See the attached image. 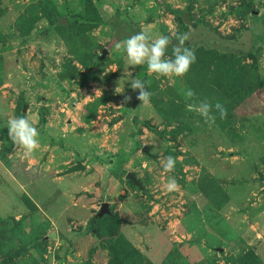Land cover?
Here are the masks:
<instances>
[{"label":"rangeland","instance_id":"rangeland-1","mask_svg":"<svg viewBox=\"0 0 264 264\" xmlns=\"http://www.w3.org/2000/svg\"><path fill=\"white\" fill-rule=\"evenodd\" d=\"M142 30L189 33L196 63L129 64L114 45ZM203 100L227 117L187 110ZM0 264H264V0H0Z\"/></svg>","mask_w":264,"mask_h":264},{"label":"clouds","instance_id":"clouds-1","mask_svg":"<svg viewBox=\"0 0 264 264\" xmlns=\"http://www.w3.org/2000/svg\"><path fill=\"white\" fill-rule=\"evenodd\" d=\"M173 37L176 43H173ZM189 39V33H173L172 36L160 35L153 39L148 32L142 30L123 41L116 42L114 46L117 50H123L126 53L129 64L136 66L146 64L149 74H155L157 77H183L191 70L192 65L197 60L195 50L186 46V41ZM170 46L172 55L168 56ZM122 79L116 82V93L120 92ZM129 84L133 91H138L136 99L142 102V106L151 102L152 93L147 89L144 81L132 78ZM100 92L101 90H97L96 95ZM184 96L186 100H192L195 97V92L188 89L184 92ZM131 99V96H125L122 104L130 102ZM187 110L196 112L210 125L215 123L214 112L218 113L221 119L227 117V109L219 101L215 104L207 100L189 103ZM8 134L14 144L24 149L25 156L34 154L41 147L40 132L29 116L10 119L8 121ZM165 159L164 170L166 172L174 171L178 158L169 155ZM106 167H110V165H106ZM165 187L168 191H174L178 190L180 186L173 177L168 180Z\"/></svg>","mask_w":264,"mask_h":264},{"label":"water","instance_id":"water-1","mask_svg":"<svg viewBox=\"0 0 264 264\" xmlns=\"http://www.w3.org/2000/svg\"><path fill=\"white\" fill-rule=\"evenodd\" d=\"M106 54V50L102 52L101 58H103ZM145 151V148L143 149ZM126 178L133 182L134 185H138V182L136 181L133 174H127ZM108 213V204L104 203L97 215V217L101 218L103 215Z\"/></svg>","mask_w":264,"mask_h":264}]
</instances>
